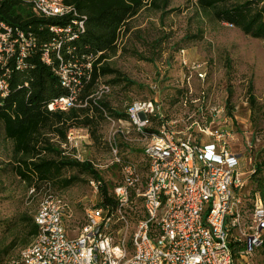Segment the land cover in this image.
<instances>
[{
	"label": "built area",
	"instance_id": "built-area-1",
	"mask_svg": "<svg viewBox=\"0 0 264 264\" xmlns=\"http://www.w3.org/2000/svg\"><path fill=\"white\" fill-rule=\"evenodd\" d=\"M23 1L49 21L45 29L51 39L39 43L29 28L0 19V103L10 95L14 75L39 51L41 63L67 92L46 109L81 106L77 97L92 61L76 55L66 59L62 49L73 53L69 44L85 30V16L62 0ZM179 53L182 76L163 97L177 106L176 117L156 94L133 99L123 118L107 116L117 182L105 179L104 166L89 157L87 128H69L65 140L58 141L63 157L89 162L101 173L102 179L89 178L88 184L97 195L107 185L112 202L102 203L99 196L78 220L71 203L46 186L34 215L37 233L21 251V264H232L235 246L241 256L260 250L264 260V201L244 192V178L252 170H243V155L229 146L232 113L205 86L212 63L187 61L184 48ZM108 92L110 86L99 84L95 96ZM120 144L127 153L143 156L146 174L122 156Z\"/></svg>",
	"mask_w": 264,
	"mask_h": 264
},
{
	"label": "trees",
	"instance_id": "trees-1",
	"mask_svg": "<svg viewBox=\"0 0 264 264\" xmlns=\"http://www.w3.org/2000/svg\"><path fill=\"white\" fill-rule=\"evenodd\" d=\"M63 4L73 6L77 12L85 16V30L69 45L73 50L67 54L62 49L64 58L74 57L84 60L89 57L92 70L88 80L82 81V90L77 100L81 106L67 111L50 112L46 104L67 92L61 87L57 78L41 63L39 51L32 55L29 65L16 73L12 79V91L8 98L0 103V124L3 128V139L12 146L14 164L10 171L20 180L26 181L34 188V194L43 192L46 186L55 189L66 188L81 182V176L102 179L99 171L89 162L70 160L61 155L58 141H64L69 128H87L91 143L101 146L99 129L107 116L114 118L125 117V107L131 101L125 102L122 110L110 107L109 97L127 93L134 82L125 78L117 69L112 68L108 58L115 55L117 42L121 33L130 31L129 22L140 12H158L160 21L166 14L173 11L170 7L173 0H62ZM194 8L197 14L211 16L219 22L239 29L243 34L254 39H264V0H195ZM179 9H177V12ZM0 19L22 28H29L38 37L39 43L50 41L51 34L45 29L49 21L34 15L23 0H5L0 4ZM162 35L151 42L144 41L137 35L138 40L146 46L144 54H137L141 60L154 61L160 58L164 51L163 44L171 33L161 31ZM199 38L201 36H198ZM111 75L112 79H103ZM26 82L27 85H23ZM99 84L110 86V92L96 98L95 93ZM20 88H17L18 86ZM248 88V105L253 132L258 134L264 129V108L257 103L256 96ZM119 94V95H118ZM231 94L227 98L228 113L231 115ZM229 105V106H228ZM261 124V125H260ZM260 127V128H259ZM244 153L251 162L248 168L252 170V192L257 193L264 201V146L255 151L247 147ZM243 155V154H242ZM70 172L68 177L63 174ZM87 181V180H86ZM102 203L111 204L108 186L104 185L99 193ZM250 206V204H248ZM35 215V214H34ZM24 233L21 245H28L37 233L34 216L23 214L19 217ZM15 226L7 225L4 230L11 233L13 238L0 247V264L2 255H7L19 239ZM238 248L233 249L237 253ZM234 256V254H233ZM10 256L9 258H11ZM19 264L20 256H18ZM7 264V263H6Z\"/></svg>",
	"mask_w": 264,
	"mask_h": 264
},
{
	"label": "rangeland",
	"instance_id": "rangeland-1",
	"mask_svg": "<svg viewBox=\"0 0 264 264\" xmlns=\"http://www.w3.org/2000/svg\"><path fill=\"white\" fill-rule=\"evenodd\" d=\"M194 2L173 0L169 7L173 11L164 16L162 23L158 12L146 10L129 22L130 31L127 34L121 33L117 51L107 61L112 68L134 83L127 93L117 88L120 96L109 97L110 107L116 111L122 110L125 102L152 98L157 92L158 100L169 105L167 110H171V115L176 117L180 113L177 106L163 97L167 89V92L173 90V80L182 76L178 66L181 53L178 54V50L184 48V59L189 62L211 61L212 65L207 68L205 86L209 92H213L215 102H225L227 106V98L231 94L229 105L232 106L233 137L229 140V146L234 153L243 154L242 168L247 170L248 160L244 155L246 148L253 146L257 151L264 146V129L258 134L253 132L248 105V88L251 85L257 103L264 108V39L251 38L239 29L215 20L213 15L197 14ZM161 31L171 33V36L163 44L164 51L160 58L154 61L139 59L136 53L144 54L146 46L138 40L137 35L151 42L162 35ZM112 78L108 75L103 80ZM109 131V123L104 122L99 129L102 144L96 146L91 143L88 155L104 166L102 174L113 184L118 181L115 174L119 173L117 166L110 163ZM126 151L120 144L122 156L136 162L140 174H146L147 163L143 156L137 151ZM12 164V146L3 139L0 124V247L13 238L11 233L4 230L7 225L15 224L12 227L19 238L10 253L2 255L4 264H19L17 258L27 246L21 245L20 238L26 235L19 217L23 214L34 216L40 200V195L32 193V187L26 181L20 180L10 171ZM69 173L66 172L63 177L71 175ZM81 179V182L69 187L55 186L54 189L71 203L78 220H82L85 212L99 200V195L88 184L89 178L81 176ZM244 179V192L252 193L251 177L246 176Z\"/></svg>",
	"mask_w": 264,
	"mask_h": 264
},
{
	"label": "crops",
	"instance_id": "crops-1",
	"mask_svg": "<svg viewBox=\"0 0 264 264\" xmlns=\"http://www.w3.org/2000/svg\"><path fill=\"white\" fill-rule=\"evenodd\" d=\"M155 94L157 95V93ZM235 248H237V246H235L233 249ZM261 253L262 252L258 250L254 253L253 256H241L240 254H238L237 251V253H233L234 256L232 264H264V260Z\"/></svg>",
	"mask_w": 264,
	"mask_h": 264
}]
</instances>
